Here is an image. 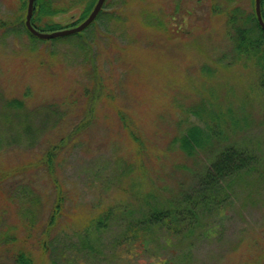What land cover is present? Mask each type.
<instances>
[{"label": "rangeland", "instance_id": "1", "mask_svg": "<svg viewBox=\"0 0 264 264\" xmlns=\"http://www.w3.org/2000/svg\"><path fill=\"white\" fill-rule=\"evenodd\" d=\"M154 1L152 6L161 11L160 18L164 29H170L165 34L155 36L156 42L153 44L158 45H150L152 50L158 51L155 71L146 70L144 74L143 70L129 62L127 56L119 49L113 50L111 45H106L104 28H100L98 22L95 43L101 49L96 50L94 47L98 65L97 100L94 110L88 111L91 113H88V118L96 114L95 121L81 134L79 144L64 152L61 157L62 164L57 170L67 197L79 204L87 202L91 205L98 204L102 208L111 203L133 205L131 194L121 193L122 191H116L117 196L113 194L120 186L127 188L130 180H136L134 193L138 197V204L143 203L142 195L146 193V189H157L155 191L162 195L157 198L162 197V201H165L175 195L180 186L191 183L192 178L180 167L177 153L169 148L173 146L172 139L177 132L183 131L191 123L202 124L196 117L185 113L187 108L202 100L201 95H197L200 93L198 87L206 73L197 72L200 66L206 65L209 70L217 72L211 73L212 78L206 82L207 86L217 87L219 90L232 89V105L245 112L251 119L250 124L255 127V133L248 139L253 145L257 143L260 154L264 155V129L261 124L258 126L264 116V98L262 93L260 96L252 88L259 78L258 74L250 65L240 62L220 72L216 69L217 58L230 49L225 34V16L213 15L210 12L213 0ZM214 2L225 10L226 0ZM235 2L250 11V0ZM19 4L20 0H0V17L16 12ZM140 10L139 5L124 8L125 12L135 11L136 15L132 26L127 20L122 32L118 33L125 39H122L121 45L126 44L128 38H134V44L145 43V38L143 41L139 33L142 30L139 28L142 26L141 16L138 15ZM75 19L76 17L57 16L54 20L67 25ZM178 27L181 29L176 33ZM2 39L0 95L5 99L23 100L22 112L29 113L35 126L41 123L43 116H38L35 112L31 115L30 112L33 111L41 115L48 112L50 121H47V124L50 126L53 119L57 122L56 126L47 130L48 132L46 131L32 147L15 145L0 149L1 166L4 164L13 170L20 166L24 168L26 165H35L41 147L44 148L47 143L59 139L66 131L84 121L87 115L85 88L91 84L84 73L85 54L71 41L47 47L37 43L38 49L32 51V41L25 33ZM196 43L205 46L207 56L194 57L197 49L191 45ZM144 46L146 45H143V48ZM212 61L215 63L211 66ZM227 61L228 56L224 59V62ZM130 73L132 75L129 78ZM107 94H111L115 105L122 107L129 115L132 126L140 129L142 140L146 142L144 155L136 156L133 147L126 141L117 117H113L114 120L109 117L114 109L109 102L105 103L103 97ZM242 138L240 136L238 139ZM150 148L155 150L150 151ZM138 162L142 169L134 168ZM123 167H128L131 171H124ZM33 168L26 170V173H31ZM122 172L125 174L123 178ZM21 178L20 182L12 179L3 181L0 185V260L11 259V252H14L13 247L17 241L32 251L34 264H161L174 253L176 256L177 253L181 255L185 251L183 248H176L180 243L178 237L167 239L164 232L160 231L149 238L150 242L145 248H133L126 255L118 250L113 251L116 258L110 262L105 258L75 256L69 251L70 245L75 241L70 240V231L78 230L79 226L74 219L76 210L73 208L64 217L63 226L50 232L49 239L52 243H46L42 253L37 245V237L42 233L39 229L44 220L36 221L33 228L21 219V213L26 208L37 209L48 205L50 198L52 199V185L46 177L38 181L26 176ZM248 180L250 186L239 184L236 187V200L230 209L225 208L222 216L214 214V219L207 222L203 219L202 227H197L191 238L183 242L184 248L191 244L189 254L193 264H244V261H254L262 251L264 193L261 190L252 193L256 189L255 181ZM22 182L26 185L24 189L32 196L30 199L37 200L38 207H33L32 202H19ZM29 182L31 186L36 187V191L29 187ZM254 199L257 201L255 204ZM61 227L63 229H60ZM208 227L211 232L206 230ZM201 234L207 237L196 239ZM54 237L57 241H54ZM116 237L114 236L113 240ZM4 238L7 240L2 241ZM253 242L260 244L257 252L251 246ZM253 253L255 254L252 255Z\"/></svg>", "mask_w": 264, "mask_h": 264}, {"label": "trees", "instance_id": "2", "mask_svg": "<svg viewBox=\"0 0 264 264\" xmlns=\"http://www.w3.org/2000/svg\"><path fill=\"white\" fill-rule=\"evenodd\" d=\"M96 1L34 0L31 25L42 33L77 26L88 17ZM154 2V0H105L95 19L85 29L78 33L52 39L37 38L26 29L24 20L27 0H20L16 12L0 17V40L7 36H19L20 33H25L32 41V51L38 49L37 43L47 47L71 41L80 52L85 54L83 68L91 84L90 87L85 88L87 115L84 121L72 130L66 131L59 139L47 143L44 148L41 147L34 162L35 165H26L24 168L20 166L12 170L4 164L2 166L0 164V185L3 181L12 179L20 182L22 181L21 177L25 176L30 177L33 181L46 177L52 185V199L49 197L48 205L37 209L26 208L21 213V219H24L25 223L33 228L36 226V221L44 220L43 226L39 229L42 233L37 237V245L42 253L45 250L44 245L52 243V240L49 239L50 232L56 227L63 226L62 223L67 212L74 208L76 210L74 219L79 226L78 230L70 231L72 233L70 240L75 239V241L70 245L69 251L75 256L81 255L91 259L105 258L110 262L116 258L113 251L118 250L126 255L133 248H145L144 246L150 242L148 241L149 238L162 231L167 239L172 236L178 237L180 243L177 244L176 248H183L185 251L181 255L177 253L176 256L174 253L170 259L168 258L161 264H193L189 254L191 244L185 248L182 244L191 238V234L197 227H202L201 221L206 219L207 222L214 219V214L218 216L221 214L220 216H222L225 208L230 209L233 201L236 200V187L239 184L246 187L250 186L248 179L255 181L256 189L252 193H258V190L264 193V155L260 154L257 143L253 145L249 141L252 134L255 133V127L250 124L251 119L241 109L232 105V89L219 90L217 87L207 86L206 82L212 78L211 73H217L216 71L209 70L206 65L202 67L196 65L199 74L203 71L206 73L202 76V82L198 87L200 93L197 95H201L202 100L187 108L185 113L196 117L202 124L191 123L183 131L177 132L172 139L174 147L170 146L169 148L177 153L179 162H181L180 167L186 172L185 174L192 178L191 183L180 186L175 191L176 194L171 195V198L165 201H162V197L157 198V196H162L155 191L157 189H146V193L142 195V204L144 205L138 204V197L134 193L136 180H130L127 188L124 187L123 189L120 186L113 192L114 196L118 195L115 194L116 191L131 194L133 205L123 206L111 203V205L102 208L98 204L91 205L87 202L79 204L67 197L60 184L57 170L62 164L61 157L64 152L79 144L81 134H84L95 121L96 114L88 118V111L89 109L94 110L97 100L98 65L94 47L96 50L101 49L95 43L96 31L99 28L98 22L100 28H104V34L107 38L106 45H111L113 50L119 49L121 53L127 56L128 61L140 67L144 74H146V70L155 71L158 51L152 50L150 45H158L153 44L156 40L155 36L165 34L170 29H164V23L160 18L161 11L152 6ZM134 5L141 7L138 15L141 16L142 26L139 28L142 30L139 33L142 35L141 39L145 38V43L135 41L137 43L134 44V38H131L132 40L128 38L126 44L121 45L124 38L118 33L122 32L127 20L132 26L136 15L135 11H133L134 13L132 11L125 12L124 8ZM250 6V11H246L235 0H226L223 11V7L221 8L213 0L210 12L213 15L225 16V34L230 43L229 51L222 53L223 55L217 58L218 67L216 69L220 72L232 68L238 62L250 65L259 77L252 88L259 95L262 93L264 98V31L256 20L254 0H250ZM260 10L264 21V0L260 2ZM77 12L79 13L77 14ZM57 16L76 17V19L72 23L62 25L54 20ZM180 29L178 27L176 33ZM143 45L146 46L143 48ZM191 46L197 49L194 57L207 56L205 46L198 45V43ZM227 56L228 61L224 62ZM214 63L215 61H212L211 66ZM131 75L132 73H130L129 78ZM103 98L105 103L109 102V105L113 106L114 112L112 111V116L109 115V117L113 120L117 117L126 136V141L133 147L136 156L144 155L146 142L142 140L140 129L132 126L129 115L122 110V107L115 105L111 94H107ZM262 105L264 106L263 103ZM23 107V100L19 98L5 99L0 95V149L15 145L32 147L47 130L56 126V119H53L51 126L49 123L47 124V121H50L48 112L41 115L39 112L33 111L30 112L31 115H34L35 112L36 115L43 116L41 123L35 126L29 113L22 112ZM260 124L261 128L264 129V116L258 126ZM240 136L243 138L238 139ZM153 150L155 149L150 148V151ZM31 167H34L33 171L26 173V170ZM134 168L142 169V166L138 162ZM123 170L131 171L128 167H123ZM124 176L125 174L122 172V178ZM29 187L37 190L34 185L31 186V183ZM24 188L26 185L22 182L20 184L19 202L21 200L22 202L28 201L30 204L32 202L33 207H38L37 200L35 198L34 200L33 198L30 199L32 197L30 192ZM99 202L101 203V201ZM256 202L254 199V204ZM249 203L253 204V202ZM246 205L244 204V206ZM206 230L211 232L210 227ZM114 236H117L115 240H113ZM201 237L207 236L201 234L196 239ZM6 240V238L2 239V241ZM54 241H57L56 237H54ZM251 246L256 249V252L260 249L259 243L253 242ZM13 248L14 252H11V259L0 260V264H34L31 250L19 241ZM243 263L264 264V245L254 261H244Z\"/></svg>", "mask_w": 264, "mask_h": 264}, {"label": "water", "instance_id": "3", "mask_svg": "<svg viewBox=\"0 0 264 264\" xmlns=\"http://www.w3.org/2000/svg\"><path fill=\"white\" fill-rule=\"evenodd\" d=\"M105 0H97L91 13L88 15V17L79 25L69 28V29H64L60 31H54L50 33H42L38 32L35 30L31 23V15H32V10H33V4L34 0H27V10H26V16H25V27L30 32L33 36H36L37 38L40 39H52V38H57V37H62V36H67L70 34L78 33L84 28H86L96 17L97 13L101 9L103 3ZM260 2L261 0H254V12L256 16V20L260 28L264 31V21L261 16V10H260Z\"/></svg>", "mask_w": 264, "mask_h": 264}]
</instances>
